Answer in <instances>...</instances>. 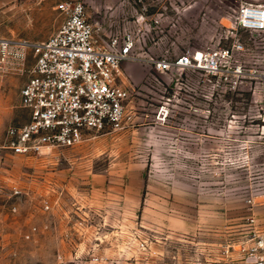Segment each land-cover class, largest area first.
<instances>
[{
  "label": "rangeland",
  "instance_id": "1",
  "mask_svg": "<svg viewBox=\"0 0 264 264\" xmlns=\"http://www.w3.org/2000/svg\"><path fill=\"white\" fill-rule=\"evenodd\" d=\"M60 1L0 0V37L47 38ZM67 1L84 2L98 43L134 38L126 115L74 146L12 154L29 45L0 68V264H239L264 228V33L234 26L236 0ZM219 49L216 74L155 70Z\"/></svg>",
  "mask_w": 264,
  "mask_h": 264
},
{
  "label": "built area",
  "instance_id": "2",
  "mask_svg": "<svg viewBox=\"0 0 264 264\" xmlns=\"http://www.w3.org/2000/svg\"><path fill=\"white\" fill-rule=\"evenodd\" d=\"M236 1L234 26L264 33V3ZM54 10L62 21L47 38L28 44L0 37V68L11 63V58L24 57L28 45L34 57L19 91L28 121L9 126L5 132L6 147L15 155L38 157L45 148L74 146L119 127L126 115L130 92L121 65L134 59L132 35L98 43L83 1L62 0ZM189 54L153 60L155 70L163 73L193 67L216 74L228 50ZM239 70L237 65L234 71ZM44 209H49L47 203ZM245 254L239 264H264V228Z\"/></svg>",
  "mask_w": 264,
  "mask_h": 264
},
{
  "label": "crops",
  "instance_id": "3",
  "mask_svg": "<svg viewBox=\"0 0 264 264\" xmlns=\"http://www.w3.org/2000/svg\"><path fill=\"white\" fill-rule=\"evenodd\" d=\"M25 110H26V109H25ZM26 111H27V110H26ZM27 114H28V111H27ZM27 116H28V115H27ZM27 118H28V117H27ZM27 121H28V119H27ZM27 121H26V122H27ZM26 122H25V123H26ZM23 124H24V123H23ZM21 125H22V124H21ZM93 139H94V138H93Z\"/></svg>",
  "mask_w": 264,
  "mask_h": 264
}]
</instances>
